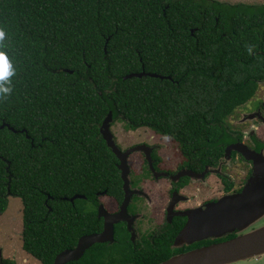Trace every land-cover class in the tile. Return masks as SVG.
<instances>
[{"label": "trees", "instance_id": "1", "mask_svg": "<svg viewBox=\"0 0 264 264\" xmlns=\"http://www.w3.org/2000/svg\"><path fill=\"white\" fill-rule=\"evenodd\" d=\"M0 29L15 69L0 99V213L8 195L21 200L22 247L40 264L100 229L88 205L96 192L121 196L98 133L108 112L208 162L231 140L223 123L264 79V6L0 0ZM142 70L171 78H123ZM75 194L86 198L70 202ZM117 245L95 244L67 264L133 259Z\"/></svg>", "mask_w": 264, "mask_h": 264}, {"label": "flooded vegetation", "instance_id": "2", "mask_svg": "<svg viewBox=\"0 0 264 264\" xmlns=\"http://www.w3.org/2000/svg\"><path fill=\"white\" fill-rule=\"evenodd\" d=\"M205 1L226 5L264 6V0ZM260 82L264 84V79ZM101 123L98 127L99 138L108 148L100 132ZM115 123L122 125L114 132ZM223 128L231 140L226 143L222 153L210 154L209 161L204 162L200 161L197 154L183 155L177 142L171 137L155 132L151 134L148 127L113 118L109 130L121 152L138 147L127 156L126 178L130 194L125 206L126 213L123 212L124 217L113 223L112 241L96 242L87 249L95 244H119L117 252L126 251L133 256V259L126 260L125 264H156L174 254L241 234L239 230H234L220 237L210 236L191 243L180 244L176 240L187 222V217L181 215V212L204 207L205 204L216 201L226 194L240 192L253 175V161L247 160L234 149L226 152L228 146L242 143L264 157V86L259 93L257 90L250 101L237 108L233 115L226 119ZM246 128L247 132L244 130ZM112 154L116 159L121 196L115 198L106 190L96 192L92 205L96 209L100 229L90 233H100L104 229L106 218L103 215L99 216V208L102 207L107 215L117 214L121 211L125 198L124 180L118 168L120 161L116 154L113 152ZM7 193L9 194L8 191ZM262 222L264 223V220ZM257 224L248 229L259 226ZM6 230V227L1 228L0 225V237L3 238V241L0 240V264H17L18 253L13 246L16 229L14 227L12 231ZM21 251H24L22 245L18 252ZM28 261L23 260L26 263ZM230 264H264V253Z\"/></svg>", "mask_w": 264, "mask_h": 264}, {"label": "water", "instance_id": "3", "mask_svg": "<svg viewBox=\"0 0 264 264\" xmlns=\"http://www.w3.org/2000/svg\"><path fill=\"white\" fill-rule=\"evenodd\" d=\"M71 72V70H68ZM151 76L158 78H171L158 73L133 72L123 78ZM113 121L112 112H108L100 125V132L106 141L108 148L119 158L118 168L124 180L125 198L121 211L114 215H107L103 208H99V216L103 215L105 226L100 233H90L81 236L76 245L60 251L54 258L52 264H66L78 260L84 251L96 242H104L113 239V223L123 218L125 206L129 197L128 181L126 178L127 156L138 149L121 152L113 141L110 124ZM5 124L0 125V129ZM234 149L241 153L247 160L253 161V175L247 180L240 192L226 194L216 201L205 204L204 207L189 209L181 212L187 217V222L176 237L178 243H191L210 236L220 237L234 230L241 234L217 243L197 247L185 252L174 254L156 264H230L244 261L264 253V223L248 229L259 223L264 215V157L255 151L248 149L242 143L228 146L226 152ZM9 192V191H8ZM76 194L67 198L73 202L75 198H83ZM244 231V232H243Z\"/></svg>", "mask_w": 264, "mask_h": 264}, {"label": "rangeland", "instance_id": "4", "mask_svg": "<svg viewBox=\"0 0 264 264\" xmlns=\"http://www.w3.org/2000/svg\"><path fill=\"white\" fill-rule=\"evenodd\" d=\"M244 1V0H243ZM264 84L263 82L259 83L258 87V93L260 90L263 88ZM122 124L121 123H115L113 125V131L115 132V129L119 128ZM246 132L248 131V128L244 129ZM149 132L151 134H154V131L149 129ZM178 146V145H177ZM236 174L240 175L238 172ZM8 198V203L5 211L0 214V225L2 227H6V231H12V228L15 227L16 229V236L13 241V244L15 242L14 248L17 250L18 256H17V264H40L39 261L34 259L32 256H30L28 253L21 251L20 253L18 250L21 248L22 245V239H21V230H22V203L21 200L18 197H13L11 195L7 196ZM89 206H92V204H88ZM264 220V215L261 218V221L257 225H261L263 223L262 221ZM0 240L3 241V238L0 237ZM188 243V242H186ZM194 249V248H193ZM10 251V250H9ZM12 251V250H11ZM10 251V252H11ZM16 253V251H15ZM24 259H28L29 261L23 262Z\"/></svg>", "mask_w": 264, "mask_h": 264}, {"label": "clouds", "instance_id": "5", "mask_svg": "<svg viewBox=\"0 0 264 264\" xmlns=\"http://www.w3.org/2000/svg\"><path fill=\"white\" fill-rule=\"evenodd\" d=\"M5 38V32L0 29V44L3 43ZM252 47L248 48L249 53L252 52ZM15 72L12 64L10 63L5 50L0 48V99H6L7 95L12 91L9 86L11 81L8 79Z\"/></svg>", "mask_w": 264, "mask_h": 264}]
</instances>
